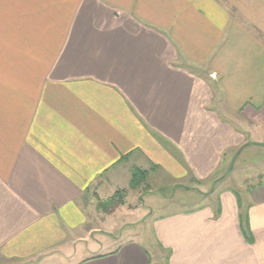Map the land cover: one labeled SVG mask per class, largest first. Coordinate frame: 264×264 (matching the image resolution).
Wrapping results in <instances>:
<instances>
[{"label": "crops", "instance_id": "1", "mask_svg": "<svg viewBox=\"0 0 264 264\" xmlns=\"http://www.w3.org/2000/svg\"><path fill=\"white\" fill-rule=\"evenodd\" d=\"M252 150L264 0H0V264L76 243L74 264H159L93 237L89 196L129 191L136 169L196 201L152 222L164 264H264Z\"/></svg>", "mask_w": 264, "mask_h": 264}, {"label": "rangeland", "instance_id": "2", "mask_svg": "<svg viewBox=\"0 0 264 264\" xmlns=\"http://www.w3.org/2000/svg\"><path fill=\"white\" fill-rule=\"evenodd\" d=\"M219 107L221 106H216V109L219 110ZM220 114L223 115V112L221 111ZM252 151V154H255L257 157L256 160H258L259 166H261L258 172L263 176L264 150ZM157 176L154 175L152 178L154 179L156 177L159 180ZM153 179L150 183H146L145 179L142 185L136 190L130 189L127 192L108 197L107 199L90 195L88 202H86L90 204V208L95 209V212L94 209H91L94 212L92 221L99 228L93 237L104 248L110 247L111 245L114 246L119 240L126 242L132 237L147 250L151 249L154 251L155 249L153 252L154 259L159 261V264H164L165 259L159 256H164L165 254L160 253L159 248L155 244L152 222L158 217L170 213L172 207L185 209L189 208L193 203L196 205V201L193 202L192 198H185L180 192L176 194L179 190H176L175 193V189H170L171 184L160 183L159 181L153 182ZM149 189L153 192L152 194L149 193ZM150 210V216L143 215L144 212L146 213ZM141 218L142 220L140 221L139 219ZM93 242V239L88 241V248H90ZM85 247L86 244L76 243L75 246L72 244L71 247H65L63 250H60V254H50L46 257L31 259L21 264H74V262L82 259V253L86 250Z\"/></svg>", "mask_w": 264, "mask_h": 264}, {"label": "trees", "instance_id": "3", "mask_svg": "<svg viewBox=\"0 0 264 264\" xmlns=\"http://www.w3.org/2000/svg\"><path fill=\"white\" fill-rule=\"evenodd\" d=\"M146 172L142 170H133L132 176H131V183H130V188L131 189H138L142 183L144 182L146 178ZM117 194H121L120 192H117L114 196Z\"/></svg>", "mask_w": 264, "mask_h": 264}]
</instances>
